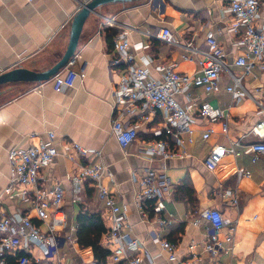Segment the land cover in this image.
Here are the masks:
<instances>
[{"label": "crops", "instance_id": "obj_1", "mask_svg": "<svg viewBox=\"0 0 264 264\" xmlns=\"http://www.w3.org/2000/svg\"><path fill=\"white\" fill-rule=\"evenodd\" d=\"M86 1L0 0V75L19 67L34 72L51 69L67 49L79 3ZM233 17L229 5L220 0H138L103 6L90 16L81 34L71 67L81 74L74 87L57 92L53 78L42 83L1 86L0 200L5 214L28 216L46 234L47 225L37 218L28 200L19 197L14 201L4 193L11 176L8 155L13 149H27L41 142L51 143L62 154L66 144L76 143L101 153V161L113 180L108 182L109 189L126 210L132 236L142 246V264H150L152 258L154 264H170L167 254L153 242L157 234L177 245L180 259H186L190 246L194 245L198 264H264V156L253 163L251 153L244 150L240 157L227 155L213 171L204 165L215 145L229 148L240 140L245 146L258 141L251 130L264 118L261 109L251 99L234 98L226 92L225 87L233 85L226 74L222 76L223 89L219 94L195 89L192 100L177 95L176 100L182 107H188L192 101H206L228 110V134H224L222 122L203 120L193 114L194 142H188V135L182 137L185 155L165 160L156 157L151 161L144 151L148 142L156 138L154 130L162 124V114L138 109L123 114L126 105L117 102L116 90L126 65L114 72L110 69L116 37L129 42L136 64L142 65L144 60L149 63L151 76L156 80L162 79L158 67L164 63L176 64L175 70L181 74L197 72L198 60L202 57L185 48L207 50L209 35L222 45L231 63L242 53L236 46L239 36L229 31L228 23ZM260 20L264 22V9ZM110 21L116 26L106 27ZM165 28L173 33L176 45L150 40L142 34ZM139 44L141 48L136 49L135 45ZM185 56L191 59L186 60ZM234 71L240 73L239 69ZM245 86L250 91L264 87L262 74L255 71L253 77L245 80ZM254 95L264 103V94ZM120 117L126 125H137L139 132L137 141L126 151L111 132L113 120ZM207 131L213 133L204 141ZM48 133L55 135L52 141ZM171 147L178 148L174 143ZM147 169L166 176L169 184L163 212L144 221L137 197L141 192L140 180ZM78 170L79 162L60 155L42 175L46 185L60 183L65 190L63 210L67 221L58 231L60 243L54 257L64 258L66 264H97L93 250L80 248L77 232L71 231L72 227L78 228L81 213L103 212L96 188L88 182H77ZM240 170L249 171L250 176H241ZM184 183L190 188L189 199L177 197L178 188ZM234 196H238L237 205L233 204ZM204 210L221 212L236 230L231 240L228 227L219 231L222 248L214 256L205 251L212 225L200 219ZM159 217L172 223L162 227ZM102 220L108 232L110 224L104 217ZM102 245L108 249L105 235ZM29 257L33 260L31 264L43 259L39 248H31ZM107 264H110L109 257Z\"/></svg>", "mask_w": 264, "mask_h": 264}, {"label": "built area", "instance_id": "obj_2", "mask_svg": "<svg viewBox=\"0 0 264 264\" xmlns=\"http://www.w3.org/2000/svg\"><path fill=\"white\" fill-rule=\"evenodd\" d=\"M91 1L80 2L79 11ZM220 1L229 5L230 12L234 16L228 23L229 31L239 36L236 46L242 50V53L231 63L227 61L222 45L213 35H209L207 50L185 48L202 57L198 60L197 72L181 74L176 72V64L164 63L158 67L162 79L156 80L151 76L149 63L146 60L142 65L136 64L126 39L116 37L113 40L111 71L114 72L126 65L116 90L117 102L126 105L123 114L138 109L141 112L160 113L163 117L162 124L154 130L156 138L148 142L144 151L151 161L156 157L165 160L185 155L182 149V137L188 135V142H194V131L191 127L193 114L203 120L222 122L223 132L225 135L228 134L230 117L228 110L224 111L206 101L202 103L192 101L188 107H182L176 100V96L180 94L192 100V90L195 89H201L206 94H219L223 89V74L233 81L232 86L225 87L226 92L234 98L243 97L253 100L264 114V103L254 98V94H264V87L250 91L245 86V80L253 77L257 70L264 78V22L260 20L264 0ZM106 24V27L116 26V23L111 21ZM142 34L150 40L176 45L173 33L168 28L156 32H142ZM141 46L142 44L135 45V48L139 49ZM74 58L65 70L52 79L55 91L60 92L65 88L74 87L80 78L81 74L71 68L75 62ZM184 58L191 59L190 56ZM234 69H239L240 73H235ZM111 132L124 151L137 141L139 135L137 125H126L121 117L113 120ZM212 133V131L204 133L203 140H209ZM251 134L259 140L251 143L250 146H245L242 140L229 148L222 145L213 146L204 160L205 167L213 171L227 155L240 157L244 150L250 152L252 162L257 163L264 156V118L252 128ZM47 135L50 141L55 138L53 133ZM172 143L178 148H172ZM60 155L71 162H79L77 182L79 184L88 182L98 192L99 201L103 206L101 215L110 224V229L105 234L106 247L111 250L110 264H142V246L132 236L126 210L118 204L114 193L109 189L108 182L113 180L101 161V153L90 151L76 143H69L65 145L61 154L55 146L45 142L9 152L11 176L4 193L14 201L19 197L28 200L37 218L47 225L48 231L46 234L42 232L28 216L15 217L5 214L0 200V264H9V257L17 258L18 264H31L33 261L29 257L31 248H39L42 253L43 259H36V264H66L64 258L54 257L60 243L58 231L67 221L63 210L65 190L60 183L46 185L42 176L45 169ZM84 160L92 161L88 164L81 163ZM239 174L250 176L249 171L240 170ZM168 184L166 176L152 169L145 170L140 180L141 192L137 197V204L144 221L153 214L159 216L165 209L163 200ZM233 204H238V196L233 197ZM200 219L212 225V233L205 244V251L214 256L222 248L219 231L228 227V238L231 240L236 231L233 222L217 210H204L200 213ZM158 223L164 227L172 221L159 217ZM71 231L76 233L77 228L72 227ZM153 242L167 254L170 264H198L199 259L194 252V245L189 248L190 255L186 259H180L177 245L165 240L161 234H157ZM150 264H154L153 258Z\"/></svg>", "mask_w": 264, "mask_h": 264}, {"label": "water", "instance_id": "obj_3", "mask_svg": "<svg viewBox=\"0 0 264 264\" xmlns=\"http://www.w3.org/2000/svg\"><path fill=\"white\" fill-rule=\"evenodd\" d=\"M135 1L138 0H92L74 17L71 24L70 38L67 49L63 57L51 69L44 72H34L26 68L19 67L0 75V87L15 83H42L50 81L58 73L65 70L75 57L79 47L81 34L90 16L97 14V10L103 6L119 3L126 4Z\"/></svg>", "mask_w": 264, "mask_h": 264}, {"label": "trees", "instance_id": "obj_4", "mask_svg": "<svg viewBox=\"0 0 264 264\" xmlns=\"http://www.w3.org/2000/svg\"><path fill=\"white\" fill-rule=\"evenodd\" d=\"M191 194L190 188L184 183L178 188V198L189 199ZM77 239L80 248H91L94 252L97 264H107L108 257L111 256V251L102 245L104 235L107 229L102 220L101 214L81 213L77 220ZM9 264H17L12 257L8 258Z\"/></svg>", "mask_w": 264, "mask_h": 264}, {"label": "rangeland", "instance_id": "obj_5", "mask_svg": "<svg viewBox=\"0 0 264 264\" xmlns=\"http://www.w3.org/2000/svg\"><path fill=\"white\" fill-rule=\"evenodd\" d=\"M108 27H113V26H108ZM245 99L249 101V99H247V98H245Z\"/></svg>", "mask_w": 264, "mask_h": 264}]
</instances>
